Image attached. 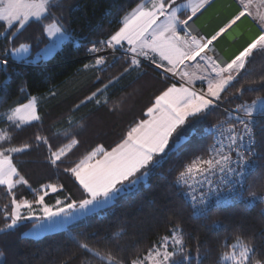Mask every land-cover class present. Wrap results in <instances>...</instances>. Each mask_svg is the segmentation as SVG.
Masks as SVG:
<instances>
[{"label":"snow or ice","instance_id":"obj_1","mask_svg":"<svg viewBox=\"0 0 264 264\" xmlns=\"http://www.w3.org/2000/svg\"><path fill=\"white\" fill-rule=\"evenodd\" d=\"M235 4L236 10L218 30L203 35L194 25L214 7L215 0H135V7L124 16L117 30L104 40L91 42L87 49L93 57L91 68L95 69L94 78L103 86L91 91L76 109L81 105L86 107L89 102L97 108L107 106L106 93L110 86L132 71L140 72L143 77L142 69L146 64L165 81L179 80L180 86L177 87L175 82L165 84L147 107V118L134 122L110 150L97 145L74 166L63 168L81 190L78 200L71 196L61 200L57 196L55 204L49 205L46 197L63 193L64 186L44 183L33 189L14 163L17 154L26 153L33 147L29 143L13 145V134L21 128L19 121L42 123L36 98L29 97L27 103L6 114V128H0V189L6 193L8 204L0 209L5 218V227L0 228V232L15 229L23 220L48 221L47 229L63 228L74 214L84 216L108 205L126 187L147 177L150 166L160 162L157 158L179 151L185 125L211 115L228 96H243V86H236L238 78L243 79L242 73L256 56L264 57V0H235ZM53 7L52 0H0V38L8 41L0 48V69L7 70L10 55L29 50L28 44L17 48L12 41L32 23L48 19ZM246 20L256 29L255 33L229 59L222 60L216 53V42L226 34L232 35ZM46 32L47 36L59 41L47 50L48 54H53L65 39L71 38L62 23L50 26ZM117 52L123 53L120 59L125 61V66L119 75L105 83L101 74L112 67L108 55L115 56ZM224 114L225 121L213 126L219 137L208 150L209 157L193 159L179 171L175 181L177 186L189 189L199 185L201 194L191 197L197 217L210 214L213 209L208 206V201L214 193L219 195L217 190L224 183L231 185L235 200L244 199L245 172L249 160L256 155L253 125L249 119L253 114L252 106L241 103L235 108L224 109ZM80 128L83 129V125ZM77 135L69 133L65 143L54 146L47 136L37 134L35 146L45 147L49 163L58 168L78 148ZM216 176L219 178L214 181L212 178ZM19 186L30 190L33 198L18 197ZM249 195L253 202L264 203V195L257 196L256 192ZM228 203L231 202L217 199L215 207ZM77 247L101 261L106 260L107 264H193L179 225L138 259L117 260L111 255L101 256L88 243L80 241H77ZM225 247L229 251L221 254L220 264H264V255L258 258L259 249L246 243L240 235L235 237L234 243H225ZM196 252V264H200L199 247Z\"/></svg>","mask_w":264,"mask_h":264},{"label":"trees","instance_id":"obj_2","mask_svg":"<svg viewBox=\"0 0 264 264\" xmlns=\"http://www.w3.org/2000/svg\"><path fill=\"white\" fill-rule=\"evenodd\" d=\"M52 4L48 19L32 23L12 42L17 48L28 44L32 58L49 45L48 26L62 23L71 38L47 61L18 62L10 55L7 70L0 69V128H6L3 116L27 103L29 97H39L38 113L42 123L21 125L13 134L14 146L29 143L33 147L17 154L14 163L33 189L44 183L64 186L63 193L46 197L49 205L55 204L57 196L61 200L65 196L81 198L78 184L63 171L65 166H74L97 145L110 150L134 122L147 118V107L165 84H179L163 80L154 68L146 65L142 69L143 77L140 72L132 71L110 86L106 93L107 106L97 108L89 102L86 107L81 105L76 109L91 91L103 86L94 78L93 58H86L87 48L91 42L104 40L117 30L124 16L135 7V0H52ZM6 43L7 40L0 38V48ZM108 63L112 67L101 74L105 83L119 75L125 66L120 57L108 58ZM86 64L88 68L84 67ZM242 76L236 86H243V96H228L223 107L235 108L241 103L251 106L264 98V57L256 56ZM223 107L185 125L179 151L157 158L160 162L150 166L146 180L140 179L136 188L126 187L105 210L89 214L68 229L40 239L25 236L38 221H26L15 229L0 232V264H107L106 260L101 261L79 249L77 241L88 243L101 256L138 259L175 225L184 233L193 264H196L197 247L200 248V264H220L221 254L229 251L225 243H234L237 235L259 249L258 258L264 255V214L260 203L252 205L241 201L212 207L207 217H197L175 183L179 171L197 156L207 155L211 145L209 130L226 119ZM259 114L262 118L255 127L258 166L247 179L245 193L248 196L250 192L257 195L264 192V147L261 146L264 145V110ZM69 133L78 134V148L60 167L51 166L47 149L35 146V136H47L56 146L65 143ZM17 196L32 199L33 193L19 186ZM7 204V195L0 189V209ZM3 227L5 218L0 213V228Z\"/></svg>","mask_w":264,"mask_h":264},{"label":"built area","instance_id":"obj_3","mask_svg":"<svg viewBox=\"0 0 264 264\" xmlns=\"http://www.w3.org/2000/svg\"><path fill=\"white\" fill-rule=\"evenodd\" d=\"M224 0H215V4L218 5L220 2H222ZM228 2V9L229 10H233V12L236 10V4H235V0H227ZM225 9V8H224ZM227 9V10H228ZM220 12H222V10H220L216 16H220ZM226 12V11H225ZM224 12V13H225ZM227 13V12H226ZM206 14V13H205ZM204 14V16H205ZM222 15V14H221ZM215 16V17H216ZM230 16H227V18L224 20L226 21ZM218 18V17H217ZM216 18V19H217ZM224 24V22H223ZM222 24V25H223ZM221 25V26H222ZM213 28V27H212ZM211 27H209L208 23H202L200 25V28L196 31H198L199 33L203 34V35H210L212 34L216 29L214 30H211L212 29ZM218 28V27H217ZM218 30V29H217ZM249 32H252L253 31V34L255 33L256 29L252 26L251 22L249 23V29H248ZM228 37V34L225 35V37L221 38L220 41H217L216 42V53L220 56V58L222 60H227L229 59L233 54V52L235 53L238 49H235L232 53L230 52V55H228V52H229V48H220L219 45H222L223 41H225V39ZM252 37V36H251ZM251 37H248L246 38L248 41ZM245 43V42H243ZM91 47V46H90ZM89 48V47H88ZM87 48V49H88ZM100 55H105V53H100ZM123 55L122 52H117L115 54V56H112V55H108V58H111V57H121ZM86 58H93L91 54L88 53V51L86 50ZM147 65V64H146ZM148 66V65H147ZM151 67V66H150ZM153 68V67H152ZM176 82H178L180 84V81L179 80H175ZM223 107V106H221ZM224 109H226V107H223ZM243 112L241 113V116H243ZM262 118V115L260 114H252V117H250L249 119L251 120L252 122V125H253V135H254V138H255V127H256V123L259 119ZM227 127V124H225V128ZM210 134H211V145H213L217 138L219 137V134L215 131V128H211L209 130ZM225 143H227V141L225 140ZM211 145L209 146V149L211 147ZM208 149V150H209ZM211 153L208 151L207 155L206 156H197L196 158H208L209 155ZM195 158V159H196ZM258 166V152H257V149H256V155L253 156L250 160H249V164H248V168L245 172V184L243 186V193H244V199L243 200H235V192L233 190H231V185L229 183H224L223 185H221V187L217 190L219 195L217 196L215 193L211 196V198L209 199L208 201V206L209 207H215L216 205V201L217 199H220L222 201H230L231 203H228L226 205H222L221 207H225V206H229V205H233L235 203H238V202H241V201H246L248 202L249 204H256V203H260L261 206H262V211H263V214H264V203H261L259 200H256L255 202H253V197L251 196H248L246 195L245 193V189H246V185H247V179L248 177L250 176V174L256 169V167ZM218 176L216 177H213L212 179L215 181V180H218ZM190 183H195L194 181H190ZM180 187V186H179ZM183 191V194L185 195V197L187 198V200L189 201V203L191 204V206L194 208L193 206V203H192V199L191 197L193 195H196V196H199L201 193L199 191V185H196L195 186V189H189L187 187H180ZM206 190V189H205ZM261 195H264V192L257 195V196H261Z\"/></svg>","mask_w":264,"mask_h":264},{"label":"rangeland","instance_id":"obj_4","mask_svg":"<svg viewBox=\"0 0 264 264\" xmlns=\"http://www.w3.org/2000/svg\"><path fill=\"white\" fill-rule=\"evenodd\" d=\"M223 3H221L222 4V6H223V8H225V10H226V14L227 15H225V16H231L232 15V13H233V10L231 11V10H229L228 9V2L226 1V0H224V1H222ZM220 6V3L218 4V5H216V6H214V8H212L211 9V12H209V14H213V16H216V14L219 12V10L220 9H218V7ZM228 9V10H227ZM208 14V13H207ZM206 14V15H207ZM208 14V15H209ZM205 15V16H206ZM207 15V16H208ZM205 16H203L204 18H205ZM218 17V18H217ZM216 18V21H218L220 18H222V15H220V16H217ZM222 20H225V18L224 19H222ZM202 23L204 22V19H203V21H201ZM216 25H218V23L216 24ZM215 24H213V26L212 27H214V26H216ZM50 26H59L58 24H53V25H50ZM49 26V27H50ZM48 27V28H49ZM245 27H249V25L248 24H246V25H242V26H240L239 27V29H236L235 30V32L232 34V35H229L226 39H225V41H223V43H222V45L221 46H227L228 44H230L231 42H234V47H235V45H236V42L241 38H243L244 37V35H246V33L247 32H249L248 31V29L245 31H242ZM50 38V43H49V45H47L38 55H36L35 57H32V58H30V47H29V50L28 51H26V52H22V53H20L19 55H13V58L16 60V61H18V62H28V63H37V62H39V61H47V60H49V59H51L59 50H60V48L62 47V45L67 41V40H69V39H65L64 40V42H63V44L59 47V48H57L55 51H54V53L53 54H48V52H47V50L48 49H50V48H52V46L54 45V44H57L59 41L57 40V39H55V38H53V37H49ZM197 87H200V86H198L197 85ZM36 98V101H37V112H38V103H39V97H35ZM252 106V108H253V113L254 114H259V113H261L263 110H264V98H262V99H260V100H258L256 103H254L253 105H251ZM11 112H9L8 114H10ZM3 119H5L6 120V115L5 116H3ZM19 123L21 124V125H26V124H30V123H26L25 121H23V120H21V121H19ZM32 123H34V122H32ZM144 180H146V177H144L143 178ZM134 187L133 188H136L137 186H138V184H135V185H133ZM132 187V186H131ZM118 196V195H117ZM116 196V197H117ZM116 197L108 204V205H106V206H103V207H101L100 209H98V210H96L95 212H100V211H102V210H105L106 208H108L109 206H111L113 203H114V201H115V199H116ZM47 203V202H46ZM22 211H24V210H22ZM95 212H93V213H95ZM89 214H92V213H89ZM89 214H87V215H89ZM87 215H84V216H80V215H78V214H74V218L73 219H70L67 223H66V225L63 227V228H57V229H47L45 226L46 225H48V221H38L37 222V224H35L28 232H26V234H25V236H27V237H29V238H32V239H40V238H42V237H44V236H46V235H49V234H53V233H56V232H60V231H63V230H66V229H68L72 224H75V223H77V222H79V221H81L82 219H84ZM26 221H35V220H23V221H21L20 223H23V222H26ZM1 260H2V258H0V262H1Z\"/></svg>","mask_w":264,"mask_h":264},{"label":"crops","instance_id":"obj_5","mask_svg":"<svg viewBox=\"0 0 264 264\" xmlns=\"http://www.w3.org/2000/svg\"><path fill=\"white\" fill-rule=\"evenodd\" d=\"M227 1V0H226ZM221 3H223V2H220V6L218 7V9H220V10H222V12H220V15L222 14V18H220L218 21H216V17L215 16H213V14H209V12H211V9L212 8H214V7H212L209 11H207L206 12V14L208 15H206L205 16V18L202 16L197 22H196V24L194 25V27H198V28H200V25L202 24V22L201 21H203V19H204V23L206 22V23H208V25H209V27H211L212 28V26H213V24H217L218 23V25H216V26H214L211 30H214V29H216L217 27H219V26H221L222 24H223V22H225L224 20H222V19H226L227 18V16H225V15H227L226 14V10L223 8V6H222V4ZM214 6H216V4L214 5ZM219 10V11H220ZM225 12V13H224ZM249 21H245L244 23H241L240 25H239V27L240 26H242V25H246V24H248L249 25ZM49 27V26H48ZM47 27V28H48ZM239 27L238 28H236V29H239ZM249 27H245L242 31H244L245 29L247 30ZM218 29V28H217ZM245 30V31H246ZM229 36V35H228ZM251 36H253V31L252 32H247L246 33V35H244V37L241 39H239L237 42H236V45H235V47H234V42H231L230 44H228L227 46H221V45H219V47L220 48H229L228 50H229V52H228V55H230V52L232 53L235 49H240L243 45H245L246 43H247V39L246 38H248V37H251ZM243 42H245V43H243ZM236 51V50H235ZM234 53V52H233ZM232 53V54H233ZM190 71H195V69H190ZM197 85L198 86H201L200 85V83L199 82H197ZM180 86V84H177V87H179ZM126 189V188H125ZM125 189L122 191V192H124L125 191ZM121 192V193H122Z\"/></svg>","mask_w":264,"mask_h":264},{"label":"bare ground","instance_id":"obj_6","mask_svg":"<svg viewBox=\"0 0 264 264\" xmlns=\"http://www.w3.org/2000/svg\"><path fill=\"white\" fill-rule=\"evenodd\" d=\"M196 30H198L199 28L198 27H194ZM216 30H217V28H216Z\"/></svg>","mask_w":264,"mask_h":264}]
</instances>
